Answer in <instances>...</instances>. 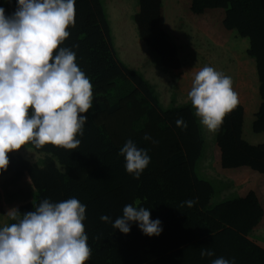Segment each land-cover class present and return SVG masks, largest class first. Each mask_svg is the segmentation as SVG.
I'll return each instance as SVG.
<instances>
[{
  "label": "trees",
  "instance_id": "trees-1",
  "mask_svg": "<svg viewBox=\"0 0 264 264\" xmlns=\"http://www.w3.org/2000/svg\"><path fill=\"white\" fill-rule=\"evenodd\" d=\"M185 12L196 18L222 12L221 25L247 41L245 54L254 62L263 102L252 123L264 134V0H181ZM6 15L15 12L16 0H0ZM132 20L138 38L155 55L165 72H172L180 95L187 96L193 77L181 65L177 47L161 25L162 0H137ZM75 23L61 47L76 53V62L93 85V108L80 146L66 150L52 145L25 147L43 155L31 164L9 153V166L0 173V217L17 209L21 215L35 210L42 200L61 202L77 198L86 206L85 232L91 256L87 264H211V259L234 258L236 264H264V239L253 233L261 224L264 206L253 191L222 195L229 184L201 179L197 163L205 146L203 128L191 104L163 108L153 87L117 56L102 0H76ZM182 117L187 129L176 126ZM243 108L237 105L215 132L219 165L223 170L248 168L264 177V144L250 145L242 137ZM149 134L157 143L143 140ZM128 139L148 151L151 158L139 180L125 170L119 155ZM56 164L63 167L61 172ZM200 173V167H199ZM196 200L188 207L184 202ZM127 204L150 209L151 219L162 222L160 236L148 237L133 223L129 234L115 230L114 222ZM184 204L183 207L181 205ZM201 248L215 252L201 258Z\"/></svg>",
  "mask_w": 264,
  "mask_h": 264
},
{
  "label": "clouds",
  "instance_id": "clouds-1",
  "mask_svg": "<svg viewBox=\"0 0 264 264\" xmlns=\"http://www.w3.org/2000/svg\"><path fill=\"white\" fill-rule=\"evenodd\" d=\"M14 13L0 7V173L9 166V153L32 144L75 150L93 108V85L78 66L76 53L61 47L75 23L76 0H16ZM188 98L195 116L210 132H217L225 117L239 104L230 76L211 66L196 72ZM176 126L187 129L178 118ZM143 140L157 143L149 134ZM119 155L125 170L139 180L149 166L148 151L128 139ZM197 201L184 202L192 207ZM184 204L181 205L183 207ZM13 223L0 226V264H86L91 256L85 232L86 206L77 198L61 202L42 200L23 215L6 214ZM150 209L127 204L122 216L111 221L115 230L129 234L133 223L148 237L160 236L162 222L151 219ZM201 258L215 252L201 248ZM211 264H236L218 257Z\"/></svg>",
  "mask_w": 264,
  "mask_h": 264
},
{
  "label": "rangeland",
  "instance_id": "rangeland-1",
  "mask_svg": "<svg viewBox=\"0 0 264 264\" xmlns=\"http://www.w3.org/2000/svg\"><path fill=\"white\" fill-rule=\"evenodd\" d=\"M102 1L118 58L126 66L139 72L153 87L163 108L170 107L172 95H175L173 99L174 104L177 106L191 104L188 95L178 94L175 75L172 72H165L161 68L157 57L138 38L132 20L138 8L137 0ZM162 13L161 25L176 45L178 60L182 66L188 69L190 76L194 78L196 72L201 68L211 66L217 71H221L231 78L233 77L237 61L231 52L220 44L215 45V41L208 39L196 27L202 22L203 18L196 19V17L185 12L181 0H162ZM215 15L217 16V14ZM211 22L212 24L215 22V17L211 18ZM244 43L246 44V41ZM202 128L205 146L202 158L197 163V173L201 179L210 180L215 190L220 193L224 186L217 182L222 180L229 184V178L226 179L225 176H229L230 171L220 168L219 151L215 144V132L208 131L203 125ZM15 154L31 164L38 163L43 159L42 154H38L27 147L21 148ZM56 167L59 171H64V168L57 164ZM231 191V188H228L225 192H222V195L219 194V197L216 194L214 202L221 198L224 193L227 194ZM260 201L264 205V199H260ZM0 225L6 226L5 217H0ZM253 234L264 239V230H255Z\"/></svg>",
  "mask_w": 264,
  "mask_h": 264
},
{
  "label": "crops",
  "instance_id": "crops-1",
  "mask_svg": "<svg viewBox=\"0 0 264 264\" xmlns=\"http://www.w3.org/2000/svg\"><path fill=\"white\" fill-rule=\"evenodd\" d=\"M188 2L189 0H185V3L188 4ZM215 14H217V16ZM190 16L193 15L190 14ZM222 16L223 14L219 10L206 12L203 16L199 17L200 19H203L198 26L196 25V27L199 28L200 32L208 39L215 41V45L220 44L227 51L231 52L232 56L237 61L236 70L233 72L232 80L234 89L239 94V104L243 108L242 137L250 145H261L264 144V134H255L252 131L254 117L259 106L263 102L259 94L260 82L257 78L254 62L245 54L248 46L247 41L239 38L236 33L226 31L221 27ZM213 17H215V22L212 24L211 18ZM244 40L246 41V44L244 43ZM228 171H230V174L229 176H225V178H229V185L232 190L230 194L234 193L241 196L246 191L250 190L256 194L258 199H264L263 176L252 172L248 168H239ZM219 182L225 183L222 180H219ZM227 194L224 193L223 196ZM258 229L264 230V216L261 224L256 230ZM256 243L264 249L263 242L257 241Z\"/></svg>",
  "mask_w": 264,
  "mask_h": 264
}]
</instances>
